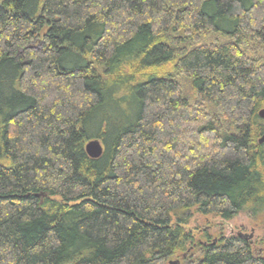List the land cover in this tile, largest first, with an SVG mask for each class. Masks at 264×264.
<instances>
[{"label":"trees","instance_id":"16d2710c","mask_svg":"<svg viewBox=\"0 0 264 264\" xmlns=\"http://www.w3.org/2000/svg\"><path fill=\"white\" fill-rule=\"evenodd\" d=\"M260 109L264 0H0V264H264L186 228L264 225Z\"/></svg>","mask_w":264,"mask_h":264},{"label":"rangeland","instance_id":"374dc122","mask_svg":"<svg viewBox=\"0 0 264 264\" xmlns=\"http://www.w3.org/2000/svg\"><path fill=\"white\" fill-rule=\"evenodd\" d=\"M186 228L192 231L197 243H199V239L203 240L206 235L210 236L212 240L218 237L221 238L229 236V233L231 232V234H233L237 231H241L247 235H251V249L254 253L259 252L258 255H261V257L264 259V225L256 224L244 212L237 214L229 220H222L219 217L215 216H203L195 214L186 226ZM194 249L197 250H195V253L189 257L195 256L196 252L198 254L202 252L201 245L199 248L195 245ZM185 256H187V253H184L182 257ZM185 262H191L193 264V259L191 258L189 261Z\"/></svg>","mask_w":264,"mask_h":264},{"label":"water","instance_id":"95a60500","mask_svg":"<svg viewBox=\"0 0 264 264\" xmlns=\"http://www.w3.org/2000/svg\"><path fill=\"white\" fill-rule=\"evenodd\" d=\"M257 114L260 118H264V109H260ZM263 142H264V132L257 139L258 144H261ZM84 150L90 158H94V159L98 158L102 153L101 142L98 139H91L85 143ZM169 264H179V260H174L173 262H170Z\"/></svg>","mask_w":264,"mask_h":264},{"label":"flooded vegetation","instance_id":"af4514ba","mask_svg":"<svg viewBox=\"0 0 264 264\" xmlns=\"http://www.w3.org/2000/svg\"><path fill=\"white\" fill-rule=\"evenodd\" d=\"M231 233H232V232H231ZM231 233H229V236H226V237L237 236V237H239V238H242L243 240L248 241V244H249V245L252 244V240L250 239V238H251V237H250L251 235H247V234H245V233H243V232H241V231H237V232H235V233H233V234H231ZM209 239H210V243H214V242H216V241L219 240V237L216 238V239H212V240H211V238L209 237ZM198 242L201 243L202 245L207 244V237L205 236L203 240H200V239H199ZM179 264H180V263H179Z\"/></svg>","mask_w":264,"mask_h":264},{"label":"bare ground","instance_id":"6f19581e","mask_svg":"<svg viewBox=\"0 0 264 264\" xmlns=\"http://www.w3.org/2000/svg\"><path fill=\"white\" fill-rule=\"evenodd\" d=\"M175 260H178V259H175ZM173 261H174V260H171V261H169V263H170V262H173Z\"/></svg>","mask_w":264,"mask_h":264}]
</instances>
